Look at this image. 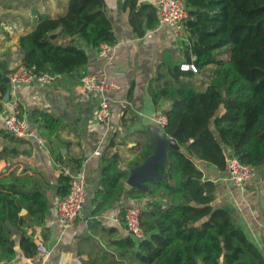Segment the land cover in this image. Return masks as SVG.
I'll use <instances>...</instances> for the list:
<instances>
[{
    "label": "trees",
    "instance_id": "1",
    "mask_svg": "<svg viewBox=\"0 0 264 264\" xmlns=\"http://www.w3.org/2000/svg\"><path fill=\"white\" fill-rule=\"evenodd\" d=\"M184 2L182 54L196 71L181 69L178 62L161 65L149 83L155 105L170 101L160 112L166 117V133L182 148L168 147L166 165L157 167L167 177L146 181L147 188H126L128 170L118 167L116 153L110 156L92 197V215L124 195L144 197L140 214L144 237L115 239L111 245L117 259L102 254L82 264H264L263 254L231 211L213 205L215 183L204 178L195 162L202 159L224 170L226 157L234 155L256 168L264 165V0ZM122 5L128 8L136 34L157 24L153 4L123 0ZM29 9L34 15L31 28L19 34L17 43L22 63L37 70L76 73L80 78L88 61L87 47L116 41L105 0H66L57 15L39 3ZM60 37L69 39L58 41ZM37 113L45 125L59 121L46 111ZM139 145L141 152L131 166L151 152L148 138ZM69 179L67 173L58 175V197L68 191ZM17 181L19 177L0 179V260L13 258L15 252L7 224L20 231L23 254L29 258L36 254L33 232L26 227L30 220L42 223L48 209L39 187H19ZM21 182L24 185L25 178ZM22 208L25 215L19 214Z\"/></svg>",
    "mask_w": 264,
    "mask_h": 264
},
{
    "label": "crops",
    "instance_id": "2",
    "mask_svg": "<svg viewBox=\"0 0 264 264\" xmlns=\"http://www.w3.org/2000/svg\"><path fill=\"white\" fill-rule=\"evenodd\" d=\"M137 1L155 7L154 0ZM65 2L41 0L40 6L57 15ZM122 2L105 0V13L116 37L114 56L108 60L98 54L96 47L88 46V61L81 68V71L105 70L120 85L108 95L112 112L109 125L94 118L96 96L81 87L76 73L57 74L52 82L43 85L13 86L8 82L6 74L22 62L18 36L31 28L34 15L26 9L27 3L32 9L28 0H14L12 14H0V179L19 177V187H39L48 203L44 221L30 220L26 227L28 232L32 230L35 244L41 243L46 251L37 250L34 256L26 257L18 246L20 231L7 224L6 230L15 241V252L13 258L0 260V264H82L90 256L102 254L117 259L111 242L128 235L123 225V208L132 198L124 195L100 214L92 215V197L100 186L102 168L110 156L116 153L118 167L128 170L141 152L139 142L148 138V127L156 123L153 116L169 105L168 100L155 105L149 83L161 65L184 62L181 40L185 35H176L160 27L159 22L136 34L128 8ZM155 11L158 16L156 7ZM68 39L60 37L58 41ZM7 91L9 94L5 96ZM14 97L18 99L20 113L46 138L45 145L12 136L3 127L2 110L6 101ZM37 110L57 117L58 123L45 125ZM195 162L204 178L215 183L213 205L227 207L264 256V165L257 168L253 178L238 186L226 178L225 169L198 158ZM80 167L86 175L87 197L80 216L66 226L57 214L58 175L60 172L70 175ZM126 178L124 186L128 188ZM19 214L25 215L26 209L22 208Z\"/></svg>",
    "mask_w": 264,
    "mask_h": 264
},
{
    "label": "built area",
    "instance_id": "3",
    "mask_svg": "<svg viewBox=\"0 0 264 264\" xmlns=\"http://www.w3.org/2000/svg\"><path fill=\"white\" fill-rule=\"evenodd\" d=\"M159 26L170 29L174 34L183 36V20L187 17V9L184 0H154ZM158 26V27H159ZM185 36V35H184ZM184 38V37H183ZM114 43L102 42L97 48L101 57L111 59L115 54ZM181 69H192L196 67L192 62H181ZM56 74L48 70H37L34 66L19 63L15 68L6 74L8 82L13 85L23 84H48L54 80ZM81 87L96 96L97 103L93 113L96 121L109 125L111 122V108L108 95L120 88V85L111 79L105 70L83 71L80 76ZM3 127L18 138L30 139L36 144L45 145L47 140L30 120L20 113L18 99L12 98L6 101V107L2 110ZM157 124L164 125L166 117L163 113L157 112L153 116ZM226 178L235 185H242L246 180L253 178L257 168L253 164L241 162L234 155L226 157ZM68 191L57 199V214L64 224L70 225L80 216L85 203L86 175L83 168H77L70 173ZM145 204L144 197L131 199V202L123 208V225L128 235L139 240L144 237L143 229L140 226V214ZM37 250L45 252L46 249L41 243H36Z\"/></svg>",
    "mask_w": 264,
    "mask_h": 264
},
{
    "label": "water",
    "instance_id": "4",
    "mask_svg": "<svg viewBox=\"0 0 264 264\" xmlns=\"http://www.w3.org/2000/svg\"><path fill=\"white\" fill-rule=\"evenodd\" d=\"M8 94V91L5 92V96ZM147 132L151 152L140 163L129 167L126 183L132 187L147 188L146 181L167 177V174L160 173L157 167L166 165L169 146L179 147L177 141L166 133L164 125L155 123L148 127Z\"/></svg>",
    "mask_w": 264,
    "mask_h": 264
},
{
    "label": "rangeland",
    "instance_id": "5",
    "mask_svg": "<svg viewBox=\"0 0 264 264\" xmlns=\"http://www.w3.org/2000/svg\"><path fill=\"white\" fill-rule=\"evenodd\" d=\"M14 0H0V14H12ZM41 0H28L32 5L40 4ZM26 9L29 10V4L27 3ZM195 81V80H194Z\"/></svg>",
    "mask_w": 264,
    "mask_h": 264
}]
</instances>
